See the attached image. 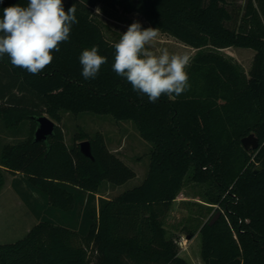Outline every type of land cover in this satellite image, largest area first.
<instances>
[{"label": "trees", "instance_id": "obj_1", "mask_svg": "<svg viewBox=\"0 0 264 264\" xmlns=\"http://www.w3.org/2000/svg\"><path fill=\"white\" fill-rule=\"evenodd\" d=\"M62 2L66 12L75 5L78 23L50 65L33 75L6 54L0 58V119L15 135L30 126L24 138L2 146L0 164L24 173L42 197L21 193L38 221L24 237L0 243V264H190L165 227L187 180L203 185L204 200L221 210L200 228L204 264H264V0L239 8L230 0ZM17 3L28 0H2L0 17ZM132 12L196 49L186 69L188 91L151 103L112 71L121 33L108 36L102 17L121 20ZM94 45L107 63L85 80L79 57ZM231 46L255 50L248 71L223 52ZM66 111L132 120L152 144L144 180L97 198L105 183L123 184L136 171L100 131L80 129L70 146L59 125L47 140L34 139L37 116L61 121ZM251 132L259 147L248 150L242 138ZM85 139L93 157L81 151ZM4 181L0 166V189Z\"/></svg>", "mask_w": 264, "mask_h": 264}, {"label": "clouds", "instance_id": "obj_2", "mask_svg": "<svg viewBox=\"0 0 264 264\" xmlns=\"http://www.w3.org/2000/svg\"><path fill=\"white\" fill-rule=\"evenodd\" d=\"M76 23L75 5L66 12L62 0H28L26 6L17 3L6 7L0 17V58L6 54L14 67L37 75L52 63V53L60 51V44L68 42ZM158 36L159 28H142L134 21L113 45L112 71L151 103L162 95L178 97L190 89L186 69L191 66V55L170 52L166 47L157 51L153 45ZM79 61L81 75L91 80L107 63V57L94 45L81 52Z\"/></svg>", "mask_w": 264, "mask_h": 264}, {"label": "rangeland", "instance_id": "obj_3", "mask_svg": "<svg viewBox=\"0 0 264 264\" xmlns=\"http://www.w3.org/2000/svg\"><path fill=\"white\" fill-rule=\"evenodd\" d=\"M244 2L245 0H230L231 7L234 8H239ZM102 18L109 26L108 36L114 35L112 32L124 33L134 21L140 22L142 28H156L137 12L125 14L121 20L106 16ZM153 47L157 51L165 47L170 52L187 51L191 56L196 51L193 46L179 37L161 29H159V36ZM223 52L234 56L248 71L255 50L231 46L224 48ZM55 122L62 128L65 141L69 146L74 143L75 135L80 129L87 131L90 135L98 131L102 132L109 148L136 171V175L123 184L115 186L105 183L101 189L103 195L114 197L126 189L139 185L144 180L150 164L152 144L140 135L132 120H116L111 114L85 111L76 115L66 111L63 112L62 120H55ZM20 139L22 136L16 135L12 140L16 142ZM204 191L203 185L187 180L178 197L173 201L171 210L165 219V227L168 234L176 240L179 255L190 264H204L201 257L200 228L214 212L218 211L216 206L210 207L209 203L204 200ZM29 205L23 196L10 190L9 185L4 186L0 197V243L14 242L24 237L37 222L38 218Z\"/></svg>", "mask_w": 264, "mask_h": 264}, {"label": "crops", "instance_id": "obj_4", "mask_svg": "<svg viewBox=\"0 0 264 264\" xmlns=\"http://www.w3.org/2000/svg\"><path fill=\"white\" fill-rule=\"evenodd\" d=\"M29 128H30L29 123H27L24 126V129L22 130V135H21L22 138H24V136L26 134H28ZM15 136H16L15 133L10 132L9 129L3 124L2 120L0 119V150L5 143L14 142L12 139L15 138ZM0 166L2 167L4 178H5L4 185L0 189V197H1V192L4 188V186L9 185L10 190H12L14 192L16 191L20 195L22 193L28 199H31V200L32 199L33 200H41L42 199V197L39 195V193L27 184L26 180L23 178L24 173H22L20 171H11L1 164H0ZM12 183H13V185H12ZM14 183H16V185H14ZM23 195H21V196H23ZM100 195L105 196L103 194L97 193L96 194L97 198Z\"/></svg>", "mask_w": 264, "mask_h": 264}, {"label": "water", "instance_id": "obj_5", "mask_svg": "<svg viewBox=\"0 0 264 264\" xmlns=\"http://www.w3.org/2000/svg\"><path fill=\"white\" fill-rule=\"evenodd\" d=\"M37 127L34 134V139L36 141L47 140L50 136H52L56 130L58 124L50 118L47 114H42L36 117ZM242 144L246 149H256L259 147V138L254 133L251 132L247 136L242 138ZM81 151L89 156L93 157L91 144L88 139L81 141L80 143ZM221 215V210H218L210 220V224H213Z\"/></svg>", "mask_w": 264, "mask_h": 264}]
</instances>
